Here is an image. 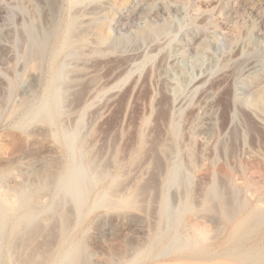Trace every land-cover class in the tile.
<instances>
[{"label": "rangeland", "instance_id": "obj_1", "mask_svg": "<svg viewBox=\"0 0 264 264\" xmlns=\"http://www.w3.org/2000/svg\"><path fill=\"white\" fill-rule=\"evenodd\" d=\"M30 1L0 0V170H9L0 193L15 197L17 187L25 193L34 187L42 207L37 224L53 226L55 250L60 218L69 214L64 231L69 242L84 245V264H236L220 252L231 225L217 212L207 214L204 201L215 181L221 194L231 192L224 201L235 204L238 217L264 207V115L256 107L264 92V0H76L74 6L55 0L58 27L36 76L23 59L28 45L21 24L31 15L21 6H43L41 25L46 7L43 0ZM70 18L76 20L74 36L80 32L87 43H70L55 60ZM96 19L106 24L109 40L94 53ZM52 114L57 122L45 125ZM65 137L72 148L64 146ZM40 159L66 166L68 184L37 191ZM173 172L182 181L172 183ZM96 176L102 179L93 186ZM117 176V197L146 185L139 210L113 211L101 202ZM78 190L90 206L81 218ZM164 194L170 218H179L176 227L160 218ZM186 203L192 212H183ZM192 223L207 228L215 254L191 259L169 247L159 256L173 233L190 238ZM160 229L163 238L155 235ZM7 235L0 236L4 256ZM251 236L237 249L264 248V229ZM151 247V259L137 260Z\"/></svg>", "mask_w": 264, "mask_h": 264}, {"label": "bare ground", "instance_id": "obj_2", "mask_svg": "<svg viewBox=\"0 0 264 264\" xmlns=\"http://www.w3.org/2000/svg\"><path fill=\"white\" fill-rule=\"evenodd\" d=\"M31 1H33V0H31ZM35 1H37V0H35ZM57 2H58V0H57ZM23 3H24V1H23ZM43 3H44L43 5H45V7H46V11L44 9V11L46 12L44 14V21H45L44 25H41V23H40V19H42L41 16L43 15V14L41 15V13H42L41 9L43 8L42 5H41L42 6L41 9H40L39 5H34L33 7H31V10H29L26 7L21 6L22 4L19 3L20 4L19 6L22 7V12L25 14H28L29 16L31 15V18L28 21H23V24H21V25H22L23 31L27 37V45H28L27 53L23 56V59L29 60L28 68H31V70L33 69L32 72L36 71V72H34L35 73L34 76L37 75V72H38L37 70L41 68L42 55L46 49V46H47L49 40L55 36L56 30L58 27V17H59V6L57 5L58 3L56 4L55 0H43ZM77 3H78V1H76V0H69L70 6H74ZM27 7H28V5H27ZM18 10H20V9L18 8ZM22 16L23 15H21V17ZM94 18H97V15ZM106 18H108V16H106ZM75 22H76V20L74 18H70L69 21L66 23L65 28H63V29L61 28L62 29V38H61V41L58 40V41H60V47L58 48V50L55 54V60L58 59L59 56H61V54L65 50V47L67 45H69L70 43L78 42L80 44H84L86 42L85 37L83 35H80L81 33L79 31L78 32L80 34L77 33L79 35L77 36V34H76V36H74L76 33L75 32ZM108 22H110V21H108ZM91 23H93L92 29L94 27L96 32H97L96 43L98 45V48H96L94 53L95 52H101V49L99 47L102 46L103 44H105L107 42V40H109V36L105 35L106 24L100 19H96ZM77 28H78V26H77ZM58 31H59V29H58ZM19 32H21V30ZM93 35H95V34H93ZM76 37H77V40H75ZM51 42H53V41H51ZM20 44H22V43H20ZM103 50H102V52H103ZM92 54H93V51H92ZM18 68H19V66H18ZM30 72H29V75L32 73V72L31 73ZM19 94H21V93H19ZM21 101H23V100H21ZM256 107L264 115V92L260 95V97L257 101ZM13 109H14V107H13ZM165 117H166V115H165ZM57 119H58V117L56 115L52 114L49 119L44 121L45 125H46V123H49V124L56 123ZM43 120H45V118ZM22 129L24 130L25 126L22 127ZM175 133H176V130H175ZM48 135H49V133L47 132L46 136H48ZM32 136H34V138H35L34 133ZM50 138L53 141L54 140L57 141L59 138V134L58 133H52L50 135ZM62 142L64 143V146L66 148H69V149L72 148V145H71L68 137H65L62 140ZM222 142H220V144H222ZM140 143L141 144L143 143V137L142 136L140 138ZM221 147H223V146H221ZM74 149L77 150L76 146L74 147ZM154 149L156 150L157 148H154ZM55 150L58 151L57 149H55ZM156 155L157 154H155L154 156H156ZM41 162L39 163V166H41V167L38 170L39 171V180H38V184L36 186L37 191L48 192L54 186H56L59 183H60V185H63V186H66V184H68L69 177H70V175H69L70 171L68 168H66V166H63V165L59 164L58 162H57L58 164L52 163L51 161H48L46 159L41 160ZM158 163H160V162H158ZM35 165H37V164H35ZM136 165L134 167H136ZM8 173H9L8 169L0 170V183H2L6 179L7 175H9ZM181 177H182V175H181ZM154 178H156V177H154ZM101 179H102L101 176H96L94 178V181H93V186H97L101 182ZM170 179H171L172 183H179L180 181H182L181 180L182 178L180 179L178 172H173L171 174ZM119 183H120L119 177L117 176L116 178H114L111 181V183L109 185L110 189L108 191H104L101 194L100 200L103 203V205L109 210L120 211V212H131V213H133L132 211L139 210L138 209L139 208V199H141L140 196L142 197L143 195H145L147 193V192H145V194H143L144 188H146V185H145V187L143 186L144 187L143 188L142 186H140L142 184H140L136 189H134V193L132 195L129 194V196L117 197V195L115 193H116V189H117V186ZM149 184H151V183H149ZM119 187H120V185H119ZM181 187H182V185H181ZM219 187H218L217 183H215V181H213V183L208 187V189L206 191V195H205L204 211H206L207 214L212 213V212H217V214L222 216L224 218V220L227 223H229V225H231L230 227H232L231 235H230L228 244L221 247L222 249H225V248L226 249L223 251H220V252H223L222 254H225V253L228 254L235 261L236 264H264V248L250 247V248L244 249V250H241V249L238 250L237 249L238 247H240L242 245L243 242H246V240H248L251 235L253 236V234H255V233L257 234L264 229V207L255 206V207L251 208L248 212H245L246 214L245 215L243 214L244 216L238 217L236 214V212L238 211L236 209H238V208L235 207V204L233 205L231 203L225 202V201H227L225 199H229L227 196L231 192L229 193V192L224 191L225 194H221ZM33 188L34 187H30V186L27 187V191L25 193V191H23L20 187H17L15 189V191L17 192V195L15 197H8V196L0 193V236H3L6 232L8 233V235H7V254L5 256L2 252V247L0 244V264H84V263H82V261H83L82 259L84 258V256H86V253H87L85 248H84V245H82L80 243L75 244V243L69 242L68 236H67V234H65V231H64L66 224H68L67 221L69 218L68 217L69 214L68 215L66 214L64 216L62 215V217L60 218V223H61L62 228L59 229V230H61V232L60 233L58 232L60 235V236L58 235L59 236V243H57V244H59L58 250L54 249V246H53L54 243L52 242V239H54L53 234H52L53 233L52 231L54 230L53 226H52V228L49 227L50 225H46V227H41L42 225L38 226V224H41V223H38L37 216L40 214L42 207L36 202V200L34 199V196L31 193L33 191ZM233 189H232V191H233ZM158 190H159V188H158ZM22 191L24 192V194H22ZM224 192H222V193H224ZM152 193H154V192H152ZM236 193L237 192H235V194ZM147 195H148V193H147ZM258 196H259V194H258ZM74 201H75V204L77 206L78 218L85 216L87 211L90 210V206H87L86 200L82 199L81 190H78V192L74 198ZM222 202H224L225 205L221 206V208H219V209L216 208L217 203L220 204ZM141 203H142V201H141ZM156 203L157 202H155V204ZM246 204H247V202H246ZM249 205L250 204L248 203V206ZM243 206H246V205H243ZM192 210H193L192 206L189 203H186L184 205L183 212L190 213V212H192ZM69 211H70V209H69ZM140 211H141V207H140ZM55 213H57V212H55ZM144 213H145V211H144ZM159 213H160V218L162 220L168 221L173 227H176L180 222L179 218L177 216L170 218L168 199H167V195H165V194L161 199ZM49 215H51V214H49ZM73 215H74V213H73ZM47 217H49V216H47ZM54 217H55V215H54ZM51 221H53V220L51 219ZM71 222H75V220L71 221ZM56 223H58V222H56ZM227 223H226V225H227ZM50 224H51V222H50ZM70 224H74V223H70ZM224 224H225V222H224ZM69 227H71V225ZM71 228L73 231L74 230L73 227H71ZM71 228H70V230H71ZM190 229L192 230V232H190V233H193L192 236L190 238H186L184 240H180L178 238V236L175 233H173V235L170 238L168 246L166 245L167 247L165 246L164 249H162L158 253L159 256L166 254L168 252L167 249L169 247H172L174 249V253L184 254L185 257H187V258L204 259V258L212 257L215 253H213V251L209 249V245L211 247L212 237H210L208 235V232L206 231L207 228H204V227H201L200 225L192 223ZM56 231H57V229H56ZM155 235H157L158 238H163L164 232L162 231V229H160L157 232V234H155ZM45 236L48 238H46ZM182 236L184 237V235H182ZM182 236H181V238H182ZM255 236H257V235H255ZM40 239H42L43 241ZM254 241H255V239H254ZM155 242H156V240H155ZM87 251H88V249H87ZM152 251H153L152 247H151V249L148 248V250L141 251L137 256V260H139V261L146 260L147 261V260L151 259L153 257ZM154 251H156V250H154Z\"/></svg>", "mask_w": 264, "mask_h": 264}]
</instances>
